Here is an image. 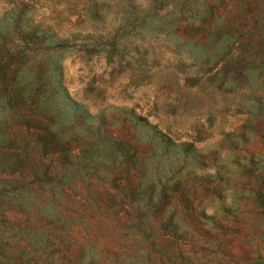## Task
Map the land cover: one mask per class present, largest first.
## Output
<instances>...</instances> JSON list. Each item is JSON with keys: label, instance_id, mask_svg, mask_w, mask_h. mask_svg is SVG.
<instances>
[{"label": "rangeland", "instance_id": "374dc122", "mask_svg": "<svg viewBox=\"0 0 264 264\" xmlns=\"http://www.w3.org/2000/svg\"><path fill=\"white\" fill-rule=\"evenodd\" d=\"M0 264H264V0H0Z\"/></svg>", "mask_w": 264, "mask_h": 264}]
</instances>
